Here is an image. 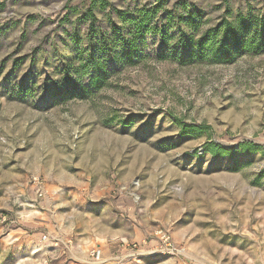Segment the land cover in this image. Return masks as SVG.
I'll return each instance as SVG.
<instances>
[{
    "label": "rangeland",
    "instance_id": "obj_1",
    "mask_svg": "<svg viewBox=\"0 0 264 264\" xmlns=\"http://www.w3.org/2000/svg\"><path fill=\"white\" fill-rule=\"evenodd\" d=\"M187 1L201 33L264 25V0ZM157 2L0 0V264H264V49L183 66L149 35L99 90L59 91L104 33L132 40L121 15Z\"/></svg>",
    "mask_w": 264,
    "mask_h": 264
},
{
    "label": "trees",
    "instance_id": "obj_2",
    "mask_svg": "<svg viewBox=\"0 0 264 264\" xmlns=\"http://www.w3.org/2000/svg\"><path fill=\"white\" fill-rule=\"evenodd\" d=\"M157 1L156 6L141 13L137 20H134L133 17L126 18L124 14L121 15L120 20L130 25L131 30L134 29L136 32L131 38L132 40L126 39L125 35H120L119 39L112 40L108 38L109 34L104 33L105 48H87L85 56L80 59L81 64L76 66L73 72L67 69L66 76L61 81V87L64 88L65 85L66 92H62L63 90L60 88V93L73 95L78 91L79 95L86 97L99 90L109 77L107 64H114L117 67L132 64L134 56L138 58V48L135 47H138L145 36L149 35L160 39L161 48L157 57L167 56L183 66L194 63L232 64L245 53H260L264 49V25L257 20H246L242 16H238L233 20H225L218 27L201 33L202 18L198 16V13L192 12L191 9L195 6L187 0L179 11L175 10L176 12L167 7L168 0ZM89 15L93 17L92 11L89 12ZM115 25L117 26V24ZM108 44L112 46L108 47ZM81 68L93 69L85 87L80 82L85 76V74L84 76L81 74ZM70 73H73V79L76 77L78 83L72 81ZM180 129L181 134L185 136L201 135L208 131L205 126L195 125L182 126L180 124ZM258 150L259 146L252 142H244L234 152H240L246 156L257 153ZM206 151L216 157L231 154L216 144L207 145Z\"/></svg>",
    "mask_w": 264,
    "mask_h": 264
},
{
    "label": "built area",
    "instance_id": "obj_3",
    "mask_svg": "<svg viewBox=\"0 0 264 264\" xmlns=\"http://www.w3.org/2000/svg\"><path fill=\"white\" fill-rule=\"evenodd\" d=\"M167 241H168V240H166V242H167ZM92 256H95L97 259L100 258V256H99V252H95V253H93Z\"/></svg>",
    "mask_w": 264,
    "mask_h": 264
}]
</instances>
